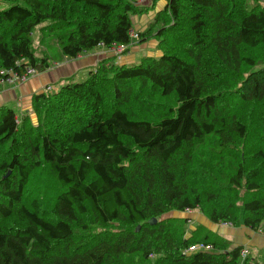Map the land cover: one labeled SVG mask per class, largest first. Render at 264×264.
<instances>
[{
  "label": "trees",
  "instance_id": "trees-1",
  "mask_svg": "<svg viewBox=\"0 0 264 264\" xmlns=\"http://www.w3.org/2000/svg\"><path fill=\"white\" fill-rule=\"evenodd\" d=\"M139 1L0 0V79L50 69L37 38L65 61L129 47ZM165 1L138 33L159 58L104 59L34 94L37 124L0 106V264H264L188 217L162 219L198 211L264 234V0Z\"/></svg>",
  "mask_w": 264,
  "mask_h": 264
},
{
  "label": "crops",
  "instance_id": "crops-1",
  "mask_svg": "<svg viewBox=\"0 0 264 264\" xmlns=\"http://www.w3.org/2000/svg\"><path fill=\"white\" fill-rule=\"evenodd\" d=\"M131 53L121 58L123 64H126L125 61L127 60H133L134 57H132L133 55L130 56ZM109 57L113 58V55H110L104 47H100L90 53L80 55L75 60L67 59L63 64L54 67L51 65L49 70L27 79L24 83H6L3 88H0V106H10L18 114L23 115L30 108L31 99L34 94L46 91L47 86L55 87L53 84L71 79L80 72L88 69V71H90L91 68L95 67L100 61ZM25 103L27 104L26 109H22V106L25 108ZM209 229L229 236V238L234 241L235 245H243L254 257L259 260L264 259L263 233H255L245 227L238 230L237 228L215 224Z\"/></svg>",
  "mask_w": 264,
  "mask_h": 264
},
{
  "label": "rangeland",
  "instance_id": "rangeland-1",
  "mask_svg": "<svg viewBox=\"0 0 264 264\" xmlns=\"http://www.w3.org/2000/svg\"><path fill=\"white\" fill-rule=\"evenodd\" d=\"M138 5H140L141 7H144L145 10H143L142 13L138 11V13L136 15L132 16V23H133V29L132 30H134V32L137 36L132 38V45L127 47V53H124V55H126V54L128 55L129 53L132 52L130 54V56L133 55L132 57H134L133 60L125 61V63L127 65L139 64L140 61L146 57L159 58L162 55V52L158 49L160 41L156 37H153L152 39H150L146 43L138 45L139 40H140L138 33L145 32L150 28L152 23L156 21V19H157L156 17L159 14V12H161L165 9L167 2L165 0H140ZM0 8H6V7L1 6ZM36 38L37 37H35V39ZM35 44L37 46V48H36L37 56L38 57L49 56L50 60H51V65L53 67L56 65L63 64L65 62L63 55L61 54L60 47L54 41H52V40H46L45 41V39L39 40L37 38ZM107 52L110 55H113V57H115L117 59L118 63H120L121 65L123 64V61L121 60V58L124 55L116 56L115 54L112 53V51H108V49H107ZM109 58H111V57H109ZM109 58H105V59H109ZM88 70L78 73L76 76H74L71 79L60 81L57 84H53L55 87H52L51 91H57L60 88L66 86L68 84H75V83L83 82L89 76ZM3 87H4V85L0 86V88H3ZM24 105H25V108H23V106H22V109H26L27 104L25 103ZM26 114L27 115L30 114L33 122L35 124H37L36 116L32 110V99H31L30 108L23 115H26ZM17 115H18L19 119H21L23 116V115L18 114V113H17ZM37 176H42V175H36V177ZM47 179L50 180V178H47ZM41 180H42V177L39 178L36 182H41ZM44 182H46V181L43 180L41 183L45 184ZM44 190L46 191L47 198H51L54 196V193H55L54 187H46V188H44ZM171 216H178V217H182V218L188 217L191 220V222H193V223L189 224V226H188L189 231H191L194 228V226H196V224H198V223L203 224L209 228L212 227V225H213V223L210 222L208 220V218L206 216H204V214H201L198 211H195V212L191 211V212H186V213H179V212L172 211V212L168 213L167 215L163 216L162 219L169 218ZM4 224H6V222L2 223V224L0 222V225H4ZM10 224H11V222L6 224L5 227L9 226ZM224 227H226V226H224ZM240 228H242V227H240ZM240 228H238V230H241Z\"/></svg>",
  "mask_w": 264,
  "mask_h": 264
},
{
  "label": "built area",
  "instance_id": "built-area-1",
  "mask_svg": "<svg viewBox=\"0 0 264 264\" xmlns=\"http://www.w3.org/2000/svg\"><path fill=\"white\" fill-rule=\"evenodd\" d=\"M131 37H136L134 30L131 31ZM108 51H112L113 54L116 56H122L127 51V45L124 44H112L110 47H107ZM37 71L35 69H28L24 75H19L13 70H3L1 71L2 78L0 79V86L5 85L6 83H12V84H20L24 83L27 79L37 76ZM52 87L47 86L46 91H51ZM222 226L230 227L229 224H222ZM212 248L210 246H204V245H196L190 248V252H197V251H211ZM249 254V251L247 249H244L241 253L243 258H246Z\"/></svg>",
  "mask_w": 264,
  "mask_h": 264
},
{
  "label": "water",
  "instance_id": "water-1",
  "mask_svg": "<svg viewBox=\"0 0 264 264\" xmlns=\"http://www.w3.org/2000/svg\"><path fill=\"white\" fill-rule=\"evenodd\" d=\"M157 222V220H155V223Z\"/></svg>",
  "mask_w": 264,
  "mask_h": 264
}]
</instances>
